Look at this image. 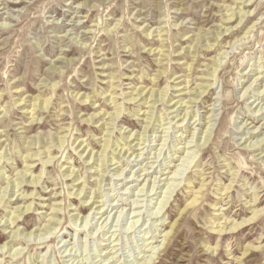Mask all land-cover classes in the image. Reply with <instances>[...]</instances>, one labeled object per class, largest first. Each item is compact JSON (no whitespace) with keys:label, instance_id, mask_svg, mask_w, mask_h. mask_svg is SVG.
Masks as SVG:
<instances>
[{"label":"rangeland","instance_id":"rangeland-1","mask_svg":"<svg viewBox=\"0 0 264 264\" xmlns=\"http://www.w3.org/2000/svg\"><path fill=\"white\" fill-rule=\"evenodd\" d=\"M247 2L0 0V246H7L0 264H264V0ZM240 9L250 16L224 32L225 15ZM205 83L210 87L195 100ZM152 84L153 92L169 85L156 104L144 100ZM38 94L51 102L32 121L26 109ZM86 95L91 100L81 102ZM105 110L118 115L97 121ZM105 139L110 144L99 163ZM43 146L53 157L46 165ZM25 149L33 153L27 159L40 155L31 171L41 179L20 195L24 188L10 181L28 165ZM82 182L81 194L68 197ZM195 194L200 202L188 206ZM28 198L31 209L7 227L8 213ZM92 200L108 212L96 214ZM252 208L257 218L217 231L250 218ZM51 217L55 229L40 230Z\"/></svg>","mask_w":264,"mask_h":264},{"label":"bare ground","instance_id":"bare-ground-1","mask_svg":"<svg viewBox=\"0 0 264 264\" xmlns=\"http://www.w3.org/2000/svg\"><path fill=\"white\" fill-rule=\"evenodd\" d=\"M237 1H239V3H241V4H243V8L245 7V6H247V5H249V4H245V2H251L252 0H236V2ZM243 1V2H242ZM235 2V1H234ZM247 2V3H248ZM236 4V3H235ZM251 5V4H250ZM92 7H94L93 5H92ZM230 7V6H229ZM237 7H238V5H237ZM85 8V6H81V7H78V9H84ZM231 10V9H230ZM229 11V10H228ZM79 12V11H78ZM249 12H251V10H249V9H247V10H245V9H240V10H238V11H235L234 10V12H230V14H226L225 15V19L223 20L224 21V23H227L228 25H226V27H224L223 28V31L225 32V31H228L230 28H232L233 26H236L237 24H239V23H241V21H242V18L243 17H245V15H247ZM240 13V14H239ZM250 15H247L246 17H249ZM234 18V20H232ZM248 19V18H247ZM236 22V23H235ZM234 23V24H233ZM98 24V23H97ZM117 24H119V23H115L114 25H113V27H112V30L110 29V31H113V30H115V28H116V26H117ZM256 24V23H255ZM245 25V24H244ZM250 27H252V25L250 26ZM249 27V28H250ZM100 28H102V27H100ZM100 28H97V29H100ZM104 31V30H103ZM158 32H159V34L158 35H155V36H159V38L161 37V36H163V34L161 33V31H159L158 30ZM93 33H94V31H93ZM99 33V32H98ZM219 33H221V32H219ZM219 33H214V35H216L215 37H214V41H217L218 40V34ZM148 34V33H147ZM247 34V33H246ZM230 34H228V36H229ZM236 35V34H235ZM148 36V35H147ZM161 40H163V39H161ZM210 40H211V37L210 38H205V45H206V47H207V49L209 48V49H211L210 47L211 46H213L214 45V43H210ZM197 42V41H196ZM228 43H230V41L228 42ZM196 44V43H195ZM197 45V44H196ZM160 47V46H159ZM154 50L155 49H153V50H150V51H153L154 52ZM162 52H163V50H161V49H159L158 50V52H157V54L158 55H164V54H162ZM171 52H173V51H171ZM171 52L170 53H168V55L167 56H170L171 55ZM196 52V51H195ZM223 52V51H222ZM221 52V53H222ZM225 52V51H224ZM195 54H197V53H195ZM195 54L193 55V56H195ZM201 54V53H200ZM200 56V55H199ZM217 59H218V57H216ZM61 60V59H60ZM217 61V60H216ZM215 60L212 62V64H213V66H215V64L217 63ZM188 65V71H191V70H193V69H191V63H189V64H187ZM53 67V66H52ZM206 67H207V65H206ZM260 67V66H259ZM209 68V67H208ZM211 68V67H210ZM213 68V67H212ZM261 69V68H260ZM210 70V69H209ZM216 71V68L214 67L213 68V70L211 69V71H209V74L210 75H214V72ZM166 73V70H165V66H164V68H162V69H158L157 70V74L155 75V76H153L151 79H150V83H153L154 82V80L155 79H157L159 76H161L162 74H165ZM242 75H246L245 73L244 74H242ZM163 77V76H162ZM185 77H187L188 78V75H186ZM110 78L111 79H113V78H115V76L113 75V74H111L110 75ZM166 79H167V77H166ZM204 79H206V78H202V80H204ZM258 79H260L259 78V75H256L255 76V78H254V80L253 81H258ZM187 79L185 78V80H183V82L184 83H188L189 81L187 80ZM43 82V81H42ZM205 82V81H204ZM257 83V82H256ZM251 84H253V83H251ZM210 85H211V83H205L203 86L204 87H202L203 89L200 91H195L194 92V95H195V97H194V99L195 98H199L204 92H205V90L206 89H208L209 87H210ZM110 86H113V84L111 83L110 84ZM115 86H118V85H115ZM120 86V85H119ZM153 86H155V84H152V86L149 88V91H148V93L146 94L147 95V98L146 99H144L145 100V102H153V104H156V102H158V101H161V100H163V97L166 95L165 94V92H166V87L167 88H169V85H166L163 89L164 90H156L155 91V89H154V91L155 92H153ZM250 86V84L248 85V87ZM56 85H53L52 86V91L54 92L55 91V89H56ZM248 87H246L244 90H246V89H248ZM11 87H9V89H10ZM145 88H146V86H145ZM190 88V86L188 87V88H185L184 86H182L181 87V85L180 86H176V89L175 90H177V91H180L181 89L183 90V89H185V90H187V89H189ZM159 89V88H158ZM166 89V90H165ZM136 90V89H135ZM191 89H189L188 90V92L189 93H191V91H190ZM264 90V89H263ZM261 91V90H260ZM144 92V90H142V89H139L135 94L133 93V92H131V94H130V98H129V100L130 101H133V100H135L136 98H137V96H141V94ZM259 92V91H258ZM116 92H112V93H110L109 95H108V100H111V103L113 102V103H115V100H114V96H113V94H115ZM95 95V94H94ZM179 95V94H178ZM259 95V94H258ZM155 96V97H154ZM148 98H149V101H148ZM193 99V101H195ZM87 100H91V96H88V95H86V96H84V98L81 100V102H84V103H86V101ZM140 100V99H139ZM97 101V100H96ZM95 101V102H96ZM177 101V100H176ZM191 101V100H190ZM192 101V102H193ZM51 102V100H50V98H45V97H43L42 96V94H38V95H36L34 98H33V102L32 103H30V109H29V111H28V109H26V112L28 113V114H31V119H32V121H36V120H38V118H37V116H35L34 114H36V113H39V111H44V110H46L47 109V106L49 105V103ZM16 103V102H15ZM152 104V103H151ZM22 105H24V103L22 104ZM114 105H117V104H114ZM170 105V104H169ZM259 105V104H258ZM100 106H102V104L100 105ZM1 107V106H0ZM187 107V106H186ZM22 108H25V107H22ZM261 109V108H260ZM260 109H257V110H260ZM7 109L6 108H3L1 111H6ZM97 110V109H96ZM101 110H102V108H98V111H95V113L94 114H92L91 116H90V118H88L87 119V121H90V120H92L94 117H96V115H98L100 112H101ZM169 110V109H168ZM117 111V110H116ZM170 112V111H169ZM107 115L108 114V112L105 110L104 111V113L101 115V116H99L98 117V120L97 121H99V120H101V119H104V115ZM118 115L116 112H114L113 114H111L113 117L115 116V118H116V115ZM168 114V113H167ZM185 114V113H184ZM108 115H110V114H108ZM107 115V116H108ZM110 115V116H111ZM177 116V115H176ZM192 116H194V115H192ZM183 118V117H182ZM97 121H94V122H97ZM104 121V120H103ZM173 122V121H172ZM250 124V123H249ZM179 126L178 127H180L181 128V126L182 125H180V124H178ZM106 134V133H105ZM122 136V135H121ZM56 139V141L57 142H59V143H61V145H63L62 143L64 142V140H62V138L61 137H55ZM204 138V137H203ZM121 139V138H120ZM54 140V141H55ZM134 140V138H132V141ZM262 140V139H261ZM52 141V140H51ZM55 141V142H56ZM83 141V140H82ZM118 141V140H117ZM116 141V142H117ZM125 141H126V143H124L123 145H125V147H126V149L125 150H127V151H129L130 149H132V148H128V146H129V144L127 143V138L125 139ZM131 141V140H130ZM129 141V142H130ZM139 141H140V139H139ZM53 142V141H52ZM84 142V141H83ZM142 142H140V143H135V144H137L138 146L141 144ZM144 143V142H143ZM109 144H110V139H105V141L103 142V145H102V148H101V150H100V153H99V155H98V159H97V161L99 162V163H102L103 161H104V152L107 150V148H108V146H109ZM116 144V143H115ZM88 145L89 144H87V145H85V148H82V152L80 153V157H81V154H84V152L87 150V148L86 147H88ZM249 145V144H248ZM251 145V144H250ZM78 146H81V145H78ZM254 146V145H253ZM43 147H45L46 148V155H45V157H46V160L44 161H41L44 165H46V163L47 162H50V161H52V159H53V157L50 155L51 154V152L49 151V147L47 146H43ZM182 147V146H181ZM187 148H188V146H186ZM185 147V148H186ZM250 147H252V146H250ZM247 148H248V146H247ZM63 149H65V148H63ZM138 149V148H137ZM141 149V148H140ZM139 149V150H140ZM249 149V148H248ZM93 150V149H92ZM192 150V149H191ZM63 151V150H62ZM23 152H25L26 153V155L24 156V159H23V162H28V165L27 166H25V167H23V170L22 171H20L18 174H17V178L16 179H13V180H11L10 182L12 183V184H14L18 189H17V191H20L22 188H24L21 192H20V195L21 194H23L24 192H25V187H31V188H33V187H35V186H28L27 184H33V185H35L36 183H38L39 181H40V179H41V174H33L32 172L33 171H31V168L33 167V165H34V161H36V160H41L40 159V155L38 156L39 158H37V159H30V157L31 156H33V153L32 152H28V149H25ZM63 153V152H62ZM93 153V152H92ZM189 155H191V153L190 152H187ZM131 154V153H130ZM188 154H186L187 156H189ZM30 155V157H29V159H27L28 158V156ZM93 155V154H92ZM195 155V154H194ZM90 157V159H91V157H93V156H91V154L90 155H88V158ZM0 158H2V157H0ZM179 159H181L182 161H185L183 158H179ZM89 161V160H88ZM97 162V163H98ZM186 162V161H185ZM113 164V163H112ZM151 165V164H150ZM169 165H171L170 163H169ZM240 165V164H239ZM153 166V165H152ZM152 166H148V167H152ZM241 166V165H240ZM171 167H176L175 166V164H172L171 165ZM179 168V167H178ZM178 168H175L174 170H172V171H170L169 173L171 174V176H170V178L169 179H173L174 180V177H175V173L177 172L178 173V171H179V169ZM147 170V169H146ZM68 172H69V174L68 175H71L73 172H74V168H71V167H69V169H68ZM165 173V172H164ZM119 174H122V173H118V178H119ZM67 175V176H68ZM79 175V174H78ZM146 175L148 176V172H146ZM232 175H233V178H232V180H231V182H233V180H234V178H235V174L234 173H232ZM98 176H99V173H98ZM100 176L102 177L103 176V174H100ZM73 177H75V174H74V176ZM101 177H100V179H101ZM78 178H80V176H78ZM117 177H116V179H118ZM167 178V177H166ZM121 179H123V180H125V179H127V176H125V177H122V178H120V180ZM146 180V178H143L142 180ZM168 179V180H169ZM176 179V178H175ZM18 180V181H17ZM75 180H77V177H76V179H74L73 181H75ZM98 180V179H97ZM141 180V181H142ZM160 180V179H159ZM127 181H128V179H127ZM137 181H138V179H137ZM154 181V180H153ZM22 182H27L26 183V185H24V186H20L21 184H22ZM76 182V181H75ZM100 182V181H99ZM151 182V181H150ZM9 183V182H8ZM83 183V182H82ZM82 183H80V191L78 192V193H72L71 192V194L70 195H67L68 197L69 196H71V197H73L74 199H75V197L76 196H79L80 194H81V192H82V190H83V188H84V183L82 184ZM153 183V182H152ZM169 183V182H168ZM154 184V183H153ZM171 184V183H170ZM170 184H169V186H170ZM203 184V183H202ZM172 185V184H171ZM153 186V185H152ZM203 185H201V187H202ZM231 186H228V187H226V188H224V190H226V189H228V188H230ZM154 189V188H153ZM167 189H169L168 187H167ZM141 190V189H140ZM152 190V189H151ZM221 190V189H220ZM126 191V190H125ZM2 193H3V191H2ZM125 193V192H124ZM30 194V193H29ZM32 194V193H31ZM68 194V193H67ZM72 195H74V196H72ZM85 195V194H84ZM82 196L83 198H86L88 195H86V196ZM3 195L1 196V198H0V205L2 204L1 202L3 201L2 199H3ZM40 197V196H39ZM33 198V197H32ZM32 198H28V199H30V203H28V205H24L23 207H21V208H19L20 206H16V210L15 211H12V212H9L8 213V219H7V221L4 223V224H6V226L7 227H11V225H13L12 226V228L13 227H15L17 224H19V215H21V214H24L25 212L26 213H28L27 211L28 210H30L31 209V204H32V202H33V199ZM18 199V198H17ZM41 199V198H40ZM90 199V198H89ZM87 199H84V200H82V202H87V204H88V201H86ZM200 200H201V196H199L198 194L196 195H194L191 199H190V201L188 202V206H193V205H195L196 203H199L200 202ZM250 201L252 202V203H254V204H259L260 203V199L258 198V193L256 192V191H254L252 194H251V196H250ZM20 202H23L22 201V198H20ZM97 202H99V201H94V200H92V202H91V210H92V208H97V211H96V214L97 213H105V212H108V209L106 208H104L103 207V205H94L95 203H97ZM84 203V204H85ZM133 203V202H132ZM44 204V203H43ZM110 205V204H109ZM114 205V204H113ZM95 206V207H94ZM112 206V205H111ZM135 206H136V204H135ZM184 209V208H183ZM264 209V208H263ZM262 209V210H263ZM52 210H53V212L52 213H54L53 214V216H55V214L57 215V210L55 209V208H52ZM18 212V213H17ZM131 212V211H130ZM258 212H259V210H257V209H253L252 208V210H251V213H252V216L250 217V218H248V219H246V220H242L241 222H236V221H230L227 225H219V228L217 229V231L218 232H222V231H224L226 228H228V229H235V228H237L238 226H240L242 223H244V222H247V221H249V220H251V219H254V218H257L258 217ZM131 214H132V212H131ZM109 215V214H108ZM107 215V216H108ZM103 215H101L100 217H102ZM106 218H104V220H105ZM103 220V221H104ZM87 221V220H86ZM16 222V223H15ZM56 223V220L54 219V217H51L50 218V221H49V224L48 225H46L47 227L45 228V226H43L44 228H41L40 230H46L47 229V231H51V230H53V229H55V228H53L51 225H53V224H55ZM213 225V224H212ZM173 225H171L170 226V230H172L173 228ZM215 227H217V225L215 226ZM216 231V232H217ZM45 232V231H44ZM170 232V231H169ZM169 232L167 231L166 233H165V239H166V237H167V235L169 234ZM52 233V232H51ZM19 235V233H17V229L14 231H12V235H10V237H11V239H10V248L12 249V250H14L13 251V253H12V255H16V249H13V245H14V243L16 242V239H17V236ZM7 244V245H8ZM1 248L0 249H4L5 247H7L6 246V244L5 245H3V246H0ZM210 249V248H209ZM248 249V248H247ZM19 251V250H18ZM245 253H243V255H244ZM15 257V256H14ZM147 264H148V262H147ZM239 264H242L241 262L239 263Z\"/></svg>","mask_w":264,"mask_h":264}]
</instances>
